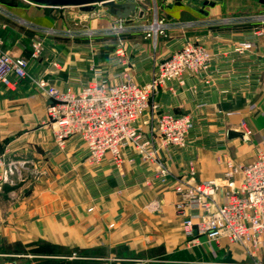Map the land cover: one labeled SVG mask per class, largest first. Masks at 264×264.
<instances>
[{
  "label": "crops",
  "instance_id": "0c3cea01",
  "mask_svg": "<svg viewBox=\"0 0 264 264\" xmlns=\"http://www.w3.org/2000/svg\"><path fill=\"white\" fill-rule=\"evenodd\" d=\"M146 1L120 2L137 8L128 19L113 14L111 35L69 41L30 26L43 28L34 22L45 18L48 7H13L0 0V48L29 62L26 79L12 76L9 86L0 84V157L27 163L25 171L45 173L25 199L23 209L29 211L19 216L16 201L23 188L5 186L0 194V236L28 249L19 253L27 255L19 264H264L263 252L248 258L237 245L228 247L226 239L200 238L198 245L190 244L172 186L157 181L154 166L132 147L124 151L121 167L109 155L94 164L77 137L61 151L46 125L51 88L77 93L93 81L144 86L159 63L192 42L211 53L208 70L167 82L152 99L160 113L193 117L185 148L161 149L170 171L184 175L191 162L197 182L220 183L226 170L221 161L231 159L230 149L239 142L257 144L252 159L264 149V5L260 0H217L206 10L164 7L157 19L168 22L166 29L148 37L144 19L151 7L144 8ZM153 7L160 14L163 4ZM182 23L191 25L175 26ZM35 41L43 45L39 59L31 58ZM244 43L251 49L238 52ZM149 117L146 112L136 123L147 136ZM229 131L244 138L229 139ZM9 206L14 208L7 219L12 226L5 228L3 213ZM41 244L44 252L37 251Z\"/></svg>",
  "mask_w": 264,
  "mask_h": 264
},
{
  "label": "built area",
  "instance_id": "2783aa9c",
  "mask_svg": "<svg viewBox=\"0 0 264 264\" xmlns=\"http://www.w3.org/2000/svg\"><path fill=\"white\" fill-rule=\"evenodd\" d=\"M190 25L175 24L181 28ZM165 29L166 25L156 20L145 31L148 37H156ZM117 31L123 29L120 27ZM45 33L55 35L52 30ZM251 47L250 43H244L237 51L243 53ZM42 53V42L35 41L31 58L39 59ZM210 61L211 53L205 46L187 42L169 59L159 63L152 80L144 86L130 81L118 84L93 81L77 93L51 88L46 123L61 151L66 149L71 138L77 137L84 143L89 161L94 164H100L109 155L114 164L121 167L124 151L132 147L144 163L154 166L157 181L172 186L179 199L177 214L190 244L198 245L200 238L209 242L226 239L256 258L264 249V149L243 165L228 163L230 168L224 172L220 183L197 182L196 169L191 162L184 175H175L161 155L162 148H185L194 122L190 114L160 113L152 99L167 82L181 80L185 74L198 76L206 72ZM28 66L27 59L15 58L0 48L1 85L9 86L12 76L18 81L26 79ZM38 86L44 89L45 81L38 82ZM146 112L150 113L149 136L136 125ZM18 169L16 162L7 163L0 157V192L5 186L15 185L13 175ZM222 188L225 189L223 193Z\"/></svg>",
  "mask_w": 264,
  "mask_h": 264
},
{
  "label": "rangeland",
  "instance_id": "374dc122",
  "mask_svg": "<svg viewBox=\"0 0 264 264\" xmlns=\"http://www.w3.org/2000/svg\"><path fill=\"white\" fill-rule=\"evenodd\" d=\"M6 3H8L10 6L16 7L18 5L20 8H26L31 7V3L25 0H4ZM208 1L211 3H214V1L217 0H147L144 4V8L146 10L149 9L148 15L145 17V20H148V22L145 23V25L152 26L156 20L162 21L163 24H168L165 20L157 19V17H160L161 14L165 12V9L171 8H177L182 7L184 5L190 6L191 8H195L198 10L204 9L206 10V7L204 6V3ZM154 2H157V4H163V7L159 12L157 11L156 7L154 6ZM41 6H39L40 8ZM165 7V9H164ZM43 9V8H40ZM3 11V10H1ZM39 11V10H38ZM6 13V12H5ZM44 16L41 21L34 22L37 25H42V27L36 28L33 25H30L31 27L37 29L38 31L42 30V32H46L47 30H52L55 32V34H62L68 37L69 41L76 40L78 38H86V40H92L89 37L96 36L98 33H106L108 35H111L114 31L111 30L110 27H113L116 23L115 17L113 13L110 12V10L103 6H98L95 12L91 13H85L80 11L77 7H66V8H44ZM167 17V16H166ZM161 18V17H160ZM168 18V17H167ZM183 24V23H182ZM187 24V23H184ZM104 29V30H103ZM106 29V30H105ZM113 31V32H112ZM46 34V33H45ZM56 39V38H52ZM46 125L50 128V126L46 123ZM51 130V129H50ZM249 130V129H248ZM256 143L253 141L247 140V141H241L239 142V145L236 148L230 149L231 159L229 160H222V163H225V167L227 171L230 167H228V163H231L234 166H240L243 165L249 161H252V157L254 155V149L256 147ZM232 151V152H231ZM251 158V159H250ZM18 165V171H16V174L13 175V181L15 183V187L19 186L23 188V191L21 193V197L19 200L16 201V215L23 214V211L26 212L29 211V207L26 206L25 208V199L28 198L29 194L32 191L33 185L35 182H37L40 178L44 177L45 173L41 171H35L32 169V172L25 171V166L27 163L23 162H16ZM31 167V166H30ZM240 176L237 177V180L239 181ZM225 189L222 188L223 193ZM3 191L0 192L2 194ZM27 203V202H26ZM13 207L9 206L6 208V211L3 213L5 222L1 226H5V228L12 226V224H9L7 219L9 215L12 214ZM12 211V212H11ZM89 212L93 211V208L88 210ZM114 225H112L113 227ZM229 245H236L232 244L228 241ZM237 247L243 249L241 246L237 245ZM40 248V250H39ZM38 252H44V245L41 244L37 247ZM244 250V249H243ZM28 249H25V247L21 246L20 244H11L6 238H3L0 236V264L4 263H10V264H19L21 263V260H24V256L27 255H20L21 253H27ZM263 252L264 249H262L259 253ZM20 253V254H19ZM246 253V252H245ZM259 253H257V257L259 256ZM247 257L252 256L247 254Z\"/></svg>",
  "mask_w": 264,
  "mask_h": 264
},
{
  "label": "water",
  "instance_id": "95a60500",
  "mask_svg": "<svg viewBox=\"0 0 264 264\" xmlns=\"http://www.w3.org/2000/svg\"><path fill=\"white\" fill-rule=\"evenodd\" d=\"M32 4L41 7L50 8H66V7H77L80 11L85 13L95 12L98 6L106 7L111 13L122 19H128L131 13L136 10L137 6L133 3H122L128 0H26ZM264 5V0H260ZM212 6L213 3L206 1L204 6ZM228 138H244V134L235 131L228 132Z\"/></svg>",
  "mask_w": 264,
  "mask_h": 264
},
{
  "label": "bare ground",
  "instance_id": "6f19581e",
  "mask_svg": "<svg viewBox=\"0 0 264 264\" xmlns=\"http://www.w3.org/2000/svg\"><path fill=\"white\" fill-rule=\"evenodd\" d=\"M155 28L157 29V28H158V26H155Z\"/></svg>",
  "mask_w": 264,
  "mask_h": 264
}]
</instances>
